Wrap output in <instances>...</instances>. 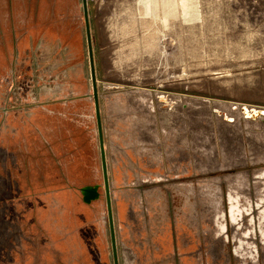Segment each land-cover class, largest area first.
<instances>
[{"label": "rangeland", "instance_id": "rangeland-1", "mask_svg": "<svg viewBox=\"0 0 264 264\" xmlns=\"http://www.w3.org/2000/svg\"><path fill=\"white\" fill-rule=\"evenodd\" d=\"M86 2L94 70L84 0H0V264H115L105 194L96 213L76 202L104 183L96 116L73 169H20L8 149L37 103H94V77L120 264L141 234L145 264H264V115L240 109L264 108V0ZM230 188L250 201L236 223Z\"/></svg>", "mask_w": 264, "mask_h": 264}, {"label": "crops", "instance_id": "crops-1", "mask_svg": "<svg viewBox=\"0 0 264 264\" xmlns=\"http://www.w3.org/2000/svg\"><path fill=\"white\" fill-rule=\"evenodd\" d=\"M13 12V11H12ZM13 14V40L14 47L16 45V37H15V17ZM34 106V112L25 114L27 120L29 121V125L25 126L23 129V133L18 135V137L14 136V144L11 146L8 145V149L12 152H16L19 157H21L23 162L19 163L18 166L20 169H65L67 166H77L76 158L78 157V149L80 145H76L78 141L75 138L76 134H79L80 127L85 126V118L87 116H96V108L94 103H87L86 107H80L79 103L76 102H56L50 105L37 103ZM51 106V107H48ZM9 107L3 108V115H9ZM175 119V118H174ZM97 120V119H96ZM93 128L91 126V136L93 132ZM98 130V127H97ZM76 139V140H75ZM93 141H95V161L98 156L101 157V151L99 155V149L96 141V136H93ZM80 143V141H79ZM100 144V142H99ZM100 148V147H99ZM76 151V153H75ZM71 158L70 162H67V158ZM37 158L39 161H36ZM32 160V161H31ZM102 166V167H101ZM103 169L102 159L101 165L97 164L91 165L89 169ZM69 169V168H68ZM90 184V183H89ZM92 184V183H91ZM87 185V184H86ZM85 186V185H84ZM83 187V186H82ZM239 189V188H238ZM259 194L264 196V183L262 188H258ZM263 189V190H262ZM239 190L235 188H230L229 194V202H230V213L231 220L233 222H238L240 220L243 212L249 208L250 201L246 205L241 203V198L239 197ZM263 191V192H262ZM263 194V195H262ZM75 200V199H74ZM98 200V199H97ZM95 201V200H94ZM76 202L79 205L81 204L85 208H90L92 211L96 213L95 205L93 201L91 203L86 202L84 199L82 201L77 198ZM76 205V204H75ZM102 207V201L100 204V208ZM100 211L102 212L103 209ZM225 227L223 222L219 223L218 230L221 231ZM264 233V227L262 228ZM252 228H249L242 232L238 238V246L237 250L241 254H254L255 253V245L254 242L248 241L247 243L244 240L249 239V235L252 234ZM134 235L136 239H139V230ZM141 242L136 245L129 242L125 237L126 243L130 246L134 247V261L138 264L140 262L148 263V256H145L146 253L149 252L142 250L146 248L147 244L150 246L151 239L153 236H147L141 234ZM142 238H144L142 240ZM128 246V245H127ZM129 246V247H130ZM141 246V247H140ZM141 248V249H140ZM129 249V248H128ZM127 249V255L129 256L128 260H131V252ZM145 254V255H144Z\"/></svg>", "mask_w": 264, "mask_h": 264}, {"label": "water", "instance_id": "water-1", "mask_svg": "<svg viewBox=\"0 0 264 264\" xmlns=\"http://www.w3.org/2000/svg\"><path fill=\"white\" fill-rule=\"evenodd\" d=\"M84 5H85L84 7H85L86 20H87V28H88L89 47H90V52H91V62H92L93 70H94L95 63H94V58L92 54L93 47H92V41H91V33L89 29V18H88V9H87L86 0H84ZM93 95H94V102H95V108H96V119H97L98 135H99V142H100L101 159H102V165H103L104 183L87 184L81 187L80 190L83 193V199L88 203H91L93 200L100 199L103 196V194H105L107 209H108V219H109V225H110L114 262L115 264H120L117 226L115 224V212L113 209V190H112V185H111L109 160H108V155H107V146H106V139H105V133H104L101 95L99 92L98 85L95 82V77H94V94ZM159 98L168 101V97L165 95L161 94L159 95ZM240 109L244 113L245 116L256 118L258 116L264 115L263 107H256V106H251L248 104H243L241 105ZM102 187L104 188V193L102 191Z\"/></svg>", "mask_w": 264, "mask_h": 264}, {"label": "flooded vegetation", "instance_id": "flooded-vegetation-1", "mask_svg": "<svg viewBox=\"0 0 264 264\" xmlns=\"http://www.w3.org/2000/svg\"><path fill=\"white\" fill-rule=\"evenodd\" d=\"M95 184V183H94ZM97 200V199H96Z\"/></svg>", "mask_w": 264, "mask_h": 264}]
</instances>
